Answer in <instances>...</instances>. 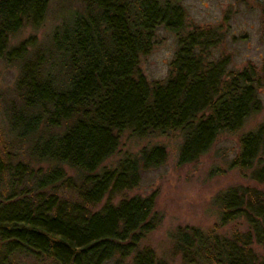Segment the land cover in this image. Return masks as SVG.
<instances>
[{"label": "trees", "instance_id": "obj_1", "mask_svg": "<svg viewBox=\"0 0 264 264\" xmlns=\"http://www.w3.org/2000/svg\"><path fill=\"white\" fill-rule=\"evenodd\" d=\"M181 0H83L57 25L46 57L28 54L10 37L45 17L49 0H0V58L19 63L21 104L9 125L27 144V157L0 154V264H103L132 255L131 264H167L139 241L157 223L152 195L105 201L137 185L141 170L161 165L166 148L143 146L113 167H102L124 130L137 137L178 132L179 165L195 161L224 132L238 130L262 108V75L247 63L229 68L215 57L220 41L209 26L186 29ZM159 26L176 34L166 78L149 82L139 71ZM18 154V155H17ZM230 167L264 183V119L243 133ZM65 167L74 171L67 173ZM76 190L70 200L54 189ZM219 226L243 220L230 235L186 226L175 232L182 264H264V193L230 186L215 196Z\"/></svg>", "mask_w": 264, "mask_h": 264}, {"label": "rangeland", "instance_id": "obj_2", "mask_svg": "<svg viewBox=\"0 0 264 264\" xmlns=\"http://www.w3.org/2000/svg\"><path fill=\"white\" fill-rule=\"evenodd\" d=\"M179 3L185 11L186 29L197 24L217 31L220 41L213 51L215 57L228 56V66L233 70L250 63L262 75L263 81L258 88L262 108L250 115L238 130L220 134L208 151L195 161L181 165L177 163L181 141L178 132L137 137L129 130H124L119 135L117 150L102 162V167L110 168L124 155L136 154L143 146H165L167 155L164 162L157 167L142 169L137 185L121 192L106 194L90 208L98 209L108 200L116 203L123 197L152 195L157 223L139 241L138 248L153 250L155 257L167 264H182L181 255L174 246L175 232L179 228L195 226L206 231L216 225L218 233L227 235L234 230L246 229V224L240 219L219 226L220 208L214 199L219 192L242 184L254 186L264 193V183L250 180L247 171L243 173L229 164L239 149L240 136L254 129L264 119V0H181ZM82 7L83 0H49L42 21L36 25H24L10 37V45L22 42L28 54L39 52L46 57L51 48L53 29ZM176 40L174 32L163 26L157 28L150 50L140 55L138 63L139 71L149 82L167 77ZM18 74L17 61L0 58V154L6 151L18 153L17 157L29 160L32 165L43 166L46 163L31 161L27 157L28 145L19 141L10 129L9 112L21 104L16 88ZM65 169L68 174H74L72 169ZM54 190L64 198H77L74 189L58 185ZM254 249L264 255L262 246L255 244ZM24 262L35 264L30 259ZM131 263L132 255H115L103 262Z\"/></svg>", "mask_w": 264, "mask_h": 264}]
</instances>
